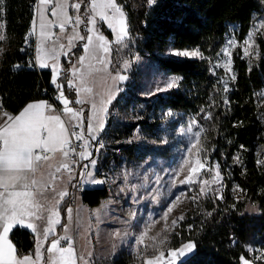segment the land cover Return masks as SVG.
Returning a JSON list of instances; mask_svg holds the SVG:
<instances>
[{"label": "trees", "instance_id": "16d2710c", "mask_svg": "<svg viewBox=\"0 0 264 264\" xmlns=\"http://www.w3.org/2000/svg\"><path fill=\"white\" fill-rule=\"evenodd\" d=\"M36 0H0V19L4 26L7 48L0 63V98L10 114H16L33 99L43 98L41 92L52 93L51 72L37 70L33 54V20ZM121 6L127 24V41L135 51L157 62L167 73L178 78L177 86L164 94L146 99L134 97L144 104L140 120L118 123L104 137L109 151L104 160L118 161L123 157L132 161L146 147L127 144L139 128L150 132L156 125L149 123L158 109L194 119L201 133V151L198 156L206 166V179L219 177V189H210L192 201L186 218L179 223V235H172L174 247L191 241L194 250L190 257L177 264H241V256L255 259L264 251V129L258 116L256 93L264 87V33L257 38L261 58L256 67L248 69L237 47L232 56L235 79L225 91L218 76L211 71V63L221 52L227 25L238 27L236 38L241 44L248 34L252 17L264 14V0H116ZM84 0L79 15L85 19L80 25L86 35ZM99 31L112 40V34L103 24ZM112 47L111 71L119 69ZM168 48L196 50V59L163 57ZM83 41L60 54L57 83L63 85L64 95L73 108L75 92L68 86L70 72L79 66ZM202 57V58H201ZM18 68V70H16ZM57 93V91H55ZM121 96V95H119ZM119 96L110 103V112L120 102ZM227 100V103H225ZM84 110V115L86 116ZM211 118H207V117ZM106 119V126L109 125ZM143 147V148H142ZM262 150V159L257 149ZM219 173V175H217ZM109 196L106 187L87 188L80 194L87 207H96ZM67 200L60 207L61 221L57 233L66 222ZM250 206L256 214H248ZM18 257L34 252V236L22 228H15L9 236ZM53 236L49 237V240ZM48 240V242H49ZM256 260V259H255ZM264 264V260H256ZM94 264H132L129 255L96 259Z\"/></svg>", "mask_w": 264, "mask_h": 264}, {"label": "rangeland", "instance_id": "374dc122", "mask_svg": "<svg viewBox=\"0 0 264 264\" xmlns=\"http://www.w3.org/2000/svg\"><path fill=\"white\" fill-rule=\"evenodd\" d=\"M57 3L64 4V0H54L53 7H56ZM67 5L64 6L67 8ZM69 6L67 8L68 11ZM44 7L38 2L34 16L35 24H33L35 29L41 22L38 9L43 10ZM72 10V17L78 15L75 9ZM57 15L58 19H53L59 24L64 19V15L60 9H57ZM237 30V25H227L225 41L222 47V50L227 47L231 54V72L226 73L223 67H217L218 64H223L229 59L223 54L222 50L210 65L212 73L218 76L224 89L226 83L227 91L230 90V85L235 79H233L235 71L233 69L232 56L237 47L241 49V58L247 62L249 70L256 67L261 58L257 38L259 36L262 37L264 33V14L256 13L253 15L249 32L241 44L238 43L236 38ZM72 32L74 36L76 33ZM249 33L254 34L251 47L244 43L248 39ZM62 34L58 28L57 36L59 39L63 37ZM0 37H3V39H0L1 63L7 48L1 19ZM77 40L79 38L74 39L70 46L67 37V41L64 44L69 49ZM229 41H233L235 46L229 47ZM116 45L118 46L115 49L116 57H118V71L123 72L124 76L127 77L126 83L120 88L119 95L121 96L118 95L120 102L109 114L107 119L109 125H105L98 139L95 140V146L90 144L88 147V151L92 154L89 160L96 161L94 166L90 164L89 171L92 173L91 176L94 175L95 180L103 181L100 184L94 183L93 186L106 187L109 196L103 199L99 206L92 208L86 206L85 215L81 221L79 220L81 214H78L77 208L80 204L78 201L76 206L72 208L75 209L70 213L67 227L71 230L74 226V234L80 236L82 241L88 238L95 240L94 254L97 257L96 259L129 255L132 259V264H144L146 258H156L155 264H177L190 257L194 249L185 256H169V250L180 249L183 244L189 242L187 241L174 247L172 235H177L178 237L179 223L189 213L194 200L192 197L197 198L200 195L202 186L205 189V194L210 189L218 190L219 177L213 175L206 179L201 175L206 170L205 166L204 169H201L199 175L194 176L193 179L207 181V184L202 185L199 182L195 184L180 183L188 175L189 168L198 159L204 163L195 149L192 152L188 151L194 141V133L199 132V129L194 119L170 111L162 112L161 109H158L155 114L157 115L156 121L151 116L148 120L150 124L152 122L156 123L151 129V133L141 132L137 128L132 137L123 140L127 144L146 147L147 149L143 150L144 154L138 153L136 158L129 162L123 157H119L118 161L111 159L106 162L104 160L109 151L114 152L113 149L106 146L104 139L106 132L117 127V122L130 124L137 122L141 118L140 114L145 109L144 104L136 103L132 98L146 99L157 94H164L174 89L178 83V78L175 75L167 73L158 66L156 61L135 51L134 46L127 39L123 43ZM36 46L38 52L39 39ZM245 50L248 52L247 55H245ZM184 51L192 52L196 50L177 51L168 48L161 56L174 59H196L200 57L175 54ZM126 61L128 62L127 68H125ZM172 81H175V86L170 89L167 88V84ZM54 89H56L58 94L57 88ZM159 89L164 90L161 91ZM255 96L258 116L264 129V87ZM58 107L60 110V106ZM75 109L80 110L78 107ZM262 154L261 148H258L257 156L259 160L262 159ZM185 160H188L187 164L184 163ZM182 165L184 167L181 171ZM81 181L83 182V180ZM177 196L180 197L179 201L176 200ZM173 202H175V206L168 213L167 220H165V213ZM246 212L248 214H256L257 210L248 206ZM133 213H135L134 216ZM181 215L183 219L179 220L178 218ZM173 220H177L175 226L171 223ZM76 226H78V229ZM145 231H147V235L144 237V243L140 244L137 241ZM253 262L257 264L255 259Z\"/></svg>", "mask_w": 264, "mask_h": 264}, {"label": "snow or ice", "instance_id": "6c2138e0", "mask_svg": "<svg viewBox=\"0 0 264 264\" xmlns=\"http://www.w3.org/2000/svg\"><path fill=\"white\" fill-rule=\"evenodd\" d=\"M54 0H39L41 5H51ZM84 0H77V2L70 4L72 9H75L77 13H80ZM148 3H153V0H148ZM57 9H60L64 15V19L56 25L62 33L66 32V25L70 26L76 33L74 36L68 37L69 45H72V41L79 38L85 41L83 44L84 52L93 58H97L98 62L103 63V57H95L97 51L103 53H109V44L113 41H109L106 37L97 30V18L100 22L106 23L108 28L115 34L114 42L121 44L128 36L127 24L125 14L116 2V0H87V7L84 9L86 16L87 35H79L77 31L81 24L85 23V19L81 15L72 17L68 14V9L62 3H57L56 7L50 9L51 15H57ZM40 15V28L41 35L46 36L48 39H52L54 33L46 32V28L49 26L44 23V13L42 9H38ZM51 21H49V24ZM35 24V19L33 20ZM253 33H249L248 39L245 40V44L251 47ZM3 39V37H0ZM229 47H233L234 42H228ZM64 45L61 44L60 48ZM223 54L229 57L223 64H218L217 67H223L226 73L231 72V59L228 48H224ZM176 55L182 56H201L199 51L192 52H178ZM248 52L245 50V55ZM219 55V53L217 54ZM55 59V57H52ZM202 58V57H201ZM86 57L81 56L79 63L84 66ZM41 67H47L45 63H41ZM128 62H125V68H127ZM107 67V65H105ZM59 75V69L53 66L52 69V83L56 86L59 95L57 99L63 105V108L57 112L53 105L46 101H39L29 103L16 115L9 114L5 111H0V264H40V261L44 259V254L41 252V248L44 247L43 243L38 239L37 247L35 250V256L25 255L18 257L15 255V248L8 240V234L15 226L27 227L36 231L34 223H26V218H34L35 220L44 219V212H48L47 227L43 230L44 240L47 241L49 235H54L53 225L59 224V219H55L59 215L56 211V205L60 203V200L67 195L66 191H62L58 194L59 199H54L51 205L46 207L41 203L40 197L43 195V191L51 189L54 191V184L47 183L42 184V181L36 178V173L41 167L47 164L49 169H54L49 172V176L52 181L59 180L61 173H72L73 169L71 164L78 163L79 161L89 160L92 155L88 151L89 141L97 139L96 133L103 130L104 119L103 114L107 111V104L111 103L113 93L111 89L108 90L107 100L101 99L99 104L95 102L92 104L91 115L86 117L87 119V138L84 135L83 125L85 123V115L83 109L74 110L69 107L71 103L67 99L63 92V85L57 83V77ZM86 73L81 72L80 68L73 69V77L79 81V85L74 83V80H68V86L76 89L77 96L81 93L93 94V88L87 86ZM127 77L117 73L112 79L115 81L119 79L125 80ZM235 77H233L234 79ZM175 86V81L169 82L167 88ZM164 90V89H159ZM225 91H227V85L225 83ZM75 103H83V100L77 99ZM227 103V100H225ZM67 116L65 120L63 117ZM207 118H211L210 115ZM78 121L72 124V121ZM75 129H81L80 132L70 131V127ZM191 130V129H189ZM74 138L77 141L83 140L84 143L73 146L71 139ZM201 133H194V141L191 147L188 149L192 152L195 149L197 152L201 151ZM77 148H81V151H77ZM59 153L61 161L58 165H53L51 161ZM78 157L79 160L69 158ZM89 163L94 166L96 161L89 160ZM185 164L188 160L184 161ZM85 172L83 175L91 176L92 173L87 171L89 165H83ZM184 165L181 166V171ZM205 165L199 159L189 168L188 175L184 180L180 181L181 184H195L201 183L207 184V181H197L193 179L194 176L199 175L201 169H204ZM219 175V173H217ZM71 179V175H69ZM92 183L100 184L103 181L93 180ZM205 194V189L202 186L200 195ZM196 199V197H192ZM176 200L179 201L180 197L177 196ZM175 206V202L168 208L165 213L164 219L167 220V215L172 211ZM71 213V209H68ZM135 213H133V216ZM179 220L183 219L181 215ZM172 225L177 224V220H173ZM65 230H67L65 226ZM147 235V231L141 234L138 239V243H144V237ZM155 239V238H152ZM68 240L67 236L53 239L49 246L46 248V252L49 254L46 264H76L75 252L72 248L71 241H68L67 247H61L60 241ZM194 248V244L189 241L181 246L180 249L169 250V256H185ZM163 255V254H162ZM81 259H83L81 257ZM241 264H254L253 260H249L244 256H241ZM256 260H264V251L259 256L255 257ZM156 258H146L144 264H155ZM87 264V262H85Z\"/></svg>", "mask_w": 264, "mask_h": 264}, {"label": "crops", "instance_id": "0c3cea01", "mask_svg": "<svg viewBox=\"0 0 264 264\" xmlns=\"http://www.w3.org/2000/svg\"><path fill=\"white\" fill-rule=\"evenodd\" d=\"M36 1L37 2H36V8L34 11V16L36 14L37 5L39 2L38 0H36ZM75 2H77V0H64V5H66V4L70 5V4L75 3ZM53 4H54V2H53ZM53 4L44 5L45 7L43 8V13H44V17H45L44 23L49 25L45 31L50 32V33H54L55 35L53 36L52 39H48V38H46V36L41 35V28H40L41 22L37 25L36 29L34 28L35 26L33 25V32H34L33 33V39H34L33 54H34V63H35L37 70L48 69L51 72L50 85L53 88H56V86L51 82L52 81L53 66L60 69V64H59L60 54L65 52V51L70 50L78 41H80V39L77 40V42H75V44L72 47H70L69 49L66 48L64 42L67 41V37L73 36V32H72L73 29L67 25H66L67 26L66 32H64L62 34L63 37L61 39L58 38V36H57L58 28L56 27L57 22H55L53 19V18L58 19V15L52 16L51 11H50V9L53 8ZM68 5H67V8H68ZM72 11H73L72 8L69 6L68 12L70 15H72ZM78 15H79V13H78ZM49 21H51L50 24H49ZM100 23L103 24L106 27V29L108 31H110V33L112 34V40L111 41H113V42L109 44L110 52L109 53H103L102 51H97L95 53V57H103V63H100V62H98L97 58H93V56L86 54L84 52V49H83V53L81 56L86 57L85 62H84V66H81V64L79 63V66L77 67V68H80L81 72L87 74L86 75L87 86L93 88V94L81 93V95L78 97L77 93H76V89L71 87L75 92V96H76L75 100H77L78 98L83 100V103H79V104L77 103V104L79 105L78 108L87 111V116L91 115L92 104L94 102L96 104H99L101 99L107 100L109 89H111V92L113 93V98L111 100V102H112L118 97L120 90H121L120 88H122V86L126 83L125 82L126 79L123 81H121L119 79H116L114 81L112 79V77L115 76L117 73H120L122 75H124V73L121 71L120 72L119 71H116V72L111 71L112 47H113V45L117 44L114 42L115 34L112 32V30L110 28H108L106 23L100 22L99 19L97 18V30L98 31H99L98 25ZM78 32L80 35H82L81 31H80V26H79ZM86 35H87V27H86ZM127 37L125 38V40L127 39ZM38 39H39V49L37 52V46L36 45H37ZM84 43H85V41H83V44ZM61 44L64 45L63 48H60ZM52 57H55V59H53ZM41 63H45L48 66L47 67H41L40 66ZM105 65H107V67H105ZM58 77H59V75H58ZM58 77H57V79H58ZM69 80H74V83L79 85V81L75 80L73 77V70L70 72ZM58 95H59V92H58ZM39 101H44V99L38 98V99H33V100L29 101L16 114H18L20 111H22L24 109V107L27 106L29 103H34V102H39ZM57 103L60 106V108L62 109L63 105L59 102L58 99H57ZM109 105H110V103L107 104V106H106L107 109H108ZM69 107H72V106L69 104ZM73 109L76 110L75 108H73ZM16 114H12V115H16ZM63 118L65 120L68 119L67 116H64ZM103 119H104V127H105L106 119H107V111L103 114ZM77 122L78 121L73 120L72 124H75ZM86 126H87V119L85 118V123L83 125L85 138H87ZM69 127L71 128V126H69ZM79 130L81 131V129H79ZM101 132H102V130L98 132L97 139H98ZM90 144L91 145L93 144V146H95V140L89 141V145ZM60 161H61V157H60L59 153H57L55 158L51 161V163L55 166V165H58V163ZM53 170L54 169H49L47 164H45L36 173V178L38 180L42 181V184H47V183H53L54 184V191L51 189L45 190V191H43V195L40 197L41 203L45 204L46 207L50 206L51 202L54 199H59L58 194L60 192L66 191L67 195L69 192V184L71 181V179H69V174H66L65 172H63L60 174L61 178L59 180L52 181L48 174H49V172H51ZM94 170H95V168H94ZM82 180H83V183L86 184L87 188L94 187L93 186L94 183L91 182V181L95 180L94 175L93 176L85 175L84 179L82 177ZM67 195L64 196L62 200H60V203L58 205H56V211H58L59 215L57 217H55V219H59V221H61L60 207L64 203V201L67 200ZM78 201L80 202V204L77 208H78V214H81V217L79 218V220L81 221V219L83 220V216L85 215L86 205H84L82 203L81 197H79ZM68 209H71V212H72L75 208L72 209L69 206H67V208H66V222H65L64 226L62 227L61 232L57 233V228L60 225V223L53 225L52 227L54 228V235H49L47 238V241L44 240L43 230L45 227L48 226L47 225V218L49 215L48 212H44V214H43L44 219H42V220H35L34 218H26V223L31 222V223L35 224L36 231H33L32 229L27 228V227H21V226L13 227V229L18 227V228H22L24 230H27L28 232H30L34 236V252H33V254H31L33 257L35 256V250L37 247V240L39 239L43 243L44 247L41 248V252L44 254V259L42 261H40V264H46V262H47V258H48L49 254L46 252V248L49 246L50 242L53 239H58L59 237H62V236H67L69 239L72 240L71 244H72V248L74 249V252H75L76 264H85V262H87V264H94V261L97 258L96 255L94 254L95 240L93 238H88L87 240L82 241L80 236L74 234V226L72 227L71 230L68 229L67 226H68V222L70 219V213L68 212ZM65 226H66L67 230H65ZM76 227L78 229V226H76ZM12 230L9 232L7 238L9 240V242L13 245V243L9 239V236H10V233L12 232ZM50 236H53V239L49 240ZM48 240H49V242H48ZM15 255H16V249H15ZM21 257H23V256H21ZM81 257L83 259H81Z\"/></svg>", "mask_w": 264, "mask_h": 264}, {"label": "built area", "instance_id": "2783aa9c", "mask_svg": "<svg viewBox=\"0 0 264 264\" xmlns=\"http://www.w3.org/2000/svg\"><path fill=\"white\" fill-rule=\"evenodd\" d=\"M16 70H18V68H16ZM56 89H54V91L52 93L48 92L47 90H43L41 92V95L44 97V101L48 102L49 104L53 105L54 108L57 110V112H59V105L57 103V96L58 94L55 92ZM0 111H5L7 113H9L7 110H5L3 104H2V99L0 98ZM78 111V110H77ZM70 131H76V132H80V130L78 128H70ZM84 141L83 140H80V141H77L75 140L74 138L71 139V144L73 146H76V145H80V144H83ZM82 149L81 148H77V151H81ZM76 159V160H79L78 157H71L69 158V162H71V159ZM89 165L87 171H89V168H90V163H89V160H83V161H79L78 163H75V164H71V167L73 169L72 173L69 174L67 172H65L66 174H69L71 175V181H70V184H69V192H68V195H67V202H68V206L70 208H73L76 206L77 202H78V199L80 197V194L86 189V184H84L81 180H82V177H84L85 175H83L82 173L85 172V169L83 167V165ZM71 241L72 243V240L68 238V240H61L60 241V246L61 247H67L68 245V241Z\"/></svg>", "mask_w": 264, "mask_h": 264}]
</instances>
